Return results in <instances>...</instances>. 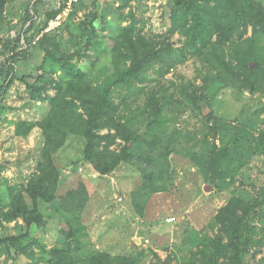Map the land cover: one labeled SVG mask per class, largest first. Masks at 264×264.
<instances>
[{
	"label": "trees",
	"instance_id": "obj_1",
	"mask_svg": "<svg viewBox=\"0 0 264 264\" xmlns=\"http://www.w3.org/2000/svg\"><path fill=\"white\" fill-rule=\"evenodd\" d=\"M8 2L0 0V31L8 21ZM38 3L40 0H35L22 15L28 25L25 32L34 30V33L24 35L23 39L18 34L14 39L0 41L3 43L0 124L12 126L14 136L19 138H27L38 130L43 141L35 171L26 182L8 186L5 202L0 206V252L14 255L12 264H20L21 257L26 259L24 264H146L149 256L154 257L153 264H264L263 255L258 259L264 250V186L257 190L254 182H250L254 188L250 192L245 189L248 184L241 180L242 189L232 192L209 224V230L215 234L196 232L177 247L182 252L183 244H192L196 252L189 258L169 255L163 260L150 250V255L142 260L132 253L113 255L92 249L88 227L82 220L90 202L88 186L80 182L67 199L59 200L62 186L57 164V156L68 139L80 137L85 141L84 160L99 176H109L123 166L140 170L142 186L132 191L131 199L136 213L144 217L151 196L174 187L177 172L172 168L171 155L176 152L175 142L183 135L176 125L179 122L176 109L182 103L179 94H185L173 81L175 91H170L158 78H152L150 71L154 69L158 77L165 78L179 64L194 58L213 73L221 84L219 89L230 88L240 95L249 93L257 96L258 101L250 116L244 117L241 111L234 123L213 113L206 116L210 124L207 131H200L204 133L201 150L193 152L188 148L184 155L191 158L206 183L215 189H220L217 142L225 144L230 138L234 143L227 157L230 170L237 175L252 170L254 161L264 158V117L260 119L264 115L262 2L173 0L169 31L156 37L137 29L136 15L129 26H121L107 35L96 14H86L74 23L79 3L61 27L72 35L75 33L77 41L70 50H63L55 34L58 31L44 33L37 39L65 8L62 5L60 9L47 11L43 22L36 25ZM249 9L256 13L252 35L242 41L233 38L227 41L225 30L247 16ZM14 27L10 26L8 31ZM175 33L184 37L181 47L172 42ZM31 45L45 57L42 72L34 76L18 71L19 63L30 58ZM85 62L90 64L89 69L82 67ZM57 72L60 79L54 77ZM154 80L156 83L149 89L144 87ZM17 82L25 84L31 101L46 106L40 119L8 120L7 112L16 107L6 101ZM140 93L146 94L143 103L132 100ZM201 114L206 115L203 110ZM224 184L229 187L233 183ZM42 204L56 206L57 213L67 220V232L53 249L40 241L26 242L33 227L47 224ZM12 223L26 231L9 235Z\"/></svg>",
	"mask_w": 264,
	"mask_h": 264
},
{
	"label": "rangeland",
	"instance_id": "obj_2",
	"mask_svg": "<svg viewBox=\"0 0 264 264\" xmlns=\"http://www.w3.org/2000/svg\"><path fill=\"white\" fill-rule=\"evenodd\" d=\"M245 1L251 0H241L242 3ZM252 1L262 2L264 5V0ZM34 3L35 0H9L8 21L0 31V41L14 39L18 34H22L23 39L24 35L34 33V30L25 32L28 25L22 16L26 9L32 7ZM62 5H68V1L40 0L36 7L39 15L36 25L43 22L47 11L60 9ZM76 5H78L76 8L78 11L74 23L81 21L86 14H96L99 20L103 21L101 23L106 27L104 33L107 35L121 26H129L132 17L136 15V20L139 22L137 29L143 30V33L148 36L156 37L168 33L171 26L170 13L174 3L173 0H78L73 10ZM255 14L253 9H249L247 16L231 24L225 30L226 40L230 41L233 38L236 41H242L251 36L254 30L252 22ZM68 17L69 15L64 22ZM62 25L55 30L58 31L55 34H58L63 50L73 49L77 41L75 33L72 35L64 28L61 30ZM10 26L15 27L9 32ZM44 33L45 31L37 39ZM183 41L184 37L179 33L172 36V42L176 47H181ZM33 45H31L30 58L19 63L18 66L19 73L28 76L41 73V65L45 59L44 53L34 48ZM2 46L1 42L0 50ZM2 61L3 58L0 56V68ZM82 67L89 69L90 64L85 62ZM150 75L152 78H158V81L170 91H175L171 85L172 81L175 82L185 94H179L182 103L177 105L178 109H176L179 114V122L176 125L182 130L183 135L175 142L176 152L171 155L172 168L177 172L175 184L169 190L151 196L147 202L144 217H139L136 213L131 199L132 191L142 186L140 170L123 166L109 176H99L84 160L85 141L80 137H70L57 156L60 172L58 180L61 181L62 186L59 200L67 199L70 191L77 188L80 182L88 186L90 202L82 220L88 227V241L92 249L108 251L113 255H123L132 252L129 240L137 235L141 239L140 247L132 248L140 251L139 255L142 260L146 256H144L145 252L153 248L169 252L171 247L181 246L188 236L196 232L201 234L209 232L213 235L214 231L209 230V224L214 220L219 208L227 203L232 192L242 189L241 180L248 184L245 185V189L250 192L254 190L250 182H254L257 190L264 186V158L256 159L252 170L248 169L241 175L230 170L227 157L234 147L230 138L225 141V144L217 142L221 159L219 169L221 190L212 186L210 191H205V187L210 184L206 183L203 173L195 166L191 158L184 155L188 152V148L193 152L201 150L200 142L204 139V133L200 131H207L210 124L206 116L213 113L214 116L234 123L241 111H244V117L253 113L252 110L257 107V96L252 97L249 93L240 95L230 88L219 89L221 84L213 73L201 67L199 59L194 58H188L185 63L179 64L165 78L158 77L154 69H151ZM54 77L60 79V73L57 72ZM155 83V80L148 81L144 87L149 89ZM50 94L54 95L55 91L51 90ZM145 96V93H140L132 97V100L143 103ZM6 103L16 107V110L7 112L8 120L11 121L40 119L44 114L43 107H46L41 106L38 101L29 99L25 84L22 82L15 84L9 92ZM199 106L206 113L205 116L201 114L202 110L200 111ZM263 117L262 114L260 119ZM42 146V136L38 130H34L27 138H19L14 136L12 126L0 124V206L5 202L8 186L26 182L29 175L35 171ZM7 163L12 164L9 166ZM225 182L233 184L228 187L224 184ZM119 198L123 200L119 201ZM42 210L46 215L47 224L44 227H33L26 242L40 241L48 249H53L59 246L60 238L67 232V220L57 213L56 206L42 204ZM171 217L177 219L175 225H165L166 219ZM179 217H182L180 222H178ZM25 231V229L21 231L15 223H12L7 233L17 235ZM188 244L191 245L190 247L193 246L189 242ZM261 255L264 256V250L258 255V259ZM55 256L61 258L59 252H55ZM13 257L14 255H5L0 252L2 264H12ZM187 257L185 255V258ZM150 260L153 263L155 259L152 257ZM25 262L26 259L21 257L19 263L24 264Z\"/></svg>",
	"mask_w": 264,
	"mask_h": 264
},
{
	"label": "crops",
	"instance_id": "obj_3",
	"mask_svg": "<svg viewBox=\"0 0 264 264\" xmlns=\"http://www.w3.org/2000/svg\"><path fill=\"white\" fill-rule=\"evenodd\" d=\"M184 218V217H183ZM182 220V217L180 218V221ZM180 221H178V222H180ZM165 225L167 224V223H164ZM168 225H175V223H173V224H168ZM140 241H141V239H140V237H138L137 235H135V236H133V237H131L130 238V240H129V244H130V247L132 248V247H134V246H136V247H140ZM191 245H187V248H183V247H185V245L183 244L182 245V249L184 250V251H180L179 249H177V247H171L172 249L169 251V252H167V251H164V250H162V249H156V248H153V251L155 252V253H157L158 255H159V257L161 258V259H166L167 258V256H172V257H176V258H180V257H184L185 258V255L186 256H188L187 258H189L190 256H191V254H192V252L194 253V252H196V248H194L193 246L192 247H190ZM130 248V249H131ZM168 250V249H167ZM129 252V251H128ZM140 251L139 250H133L132 252H129V253H132V254H135V256H139L140 257V253H139ZM149 252L150 251H148V252H145L144 253V256L145 255H148L149 254ZM189 252H190V254H189ZM127 254V253H126ZM118 255H121V254H118ZM143 255V254H142ZM150 255V254H149ZM153 256H149L147 259H146V264H153V263H151L152 261L150 260L151 258H152ZM147 261H149V262H147ZM151 261V262H150ZM154 262V261H153Z\"/></svg>",
	"mask_w": 264,
	"mask_h": 264
},
{
	"label": "built area",
	"instance_id": "obj_4",
	"mask_svg": "<svg viewBox=\"0 0 264 264\" xmlns=\"http://www.w3.org/2000/svg\"><path fill=\"white\" fill-rule=\"evenodd\" d=\"M66 1H68V5H65L64 10L59 15H57L56 18L52 19L49 22V25L46 28L45 33L55 31L57 28H59L63 24V22L65 21L66 17L73 12L74 4L78 2V0H66ZM64 16H66V17H64ZM122 200H123L122 198H119V201H122ZM176 221H177V219L175 217H171V218L166 219L167 224H173Z\"/></svg>",
	"mask_w": 264,
	"mask_h": 264
},
{
	"label": "water",
	"instance_id": "obj_5",
	"mask_svg": "<svg viewBox=\"0 0 264 264\" xmlns=\"http://www.w3.org/2000/svg\"><path fill=\"white\" fill-rule=\"evenodd\" d=\"M99 24H100V22L97 21L96 25H99ZM211 189H212V186H211V185H207V186L205 187V191H210ZM180 218H181V217H179L178 221H180Z\"/></svg>",
	"mask_w": 264,
	"mask_h": 264
}]
</instances>
